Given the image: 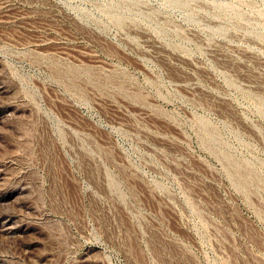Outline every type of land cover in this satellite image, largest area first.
Returning <instances> with one entry per match:
<instances>
[{
    "label": "rangeland",
    "instance_id": "obj_1",
    "mask_svg": "<svg viewBox=\"0 0 264 264\" xmlns=\"http://www.w3.org/2000/svg\"><path fill=\"white\" fill-rule=\"evenodd\" d=\"M0 264H264V0H0Z\"/></svg>",
    "mask_w": 264,
    "mask_h": 264
}]
</instances>
